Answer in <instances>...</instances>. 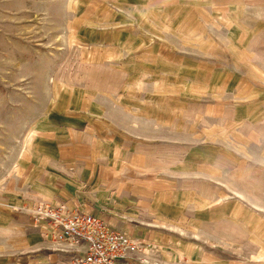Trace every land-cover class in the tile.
Masks as SVG:
<instances>
[{
    "label": "rangeland",
    "instance_id": "rangeland-1",
    "mask_svg": "<svg viewBox=\"0 0 264 264\" xmlns=\"http://www.w3.org/2000/svg\"><path fill=\"white\" fill-rule=\"evenodd\" d=\"M24 201L264 264V0H0V264H67Z\"/></svg>",
    "mask_w": 264,
    "mask_h": 264
},
{
    "label": "built area",
    "instance_id": "built-area-1",
    "mask_svg": "<svg viewBox=\"0 0 264 264\" xmlns=\"http://www.w3.org/2000/svg\"><path fill=\"white\" fill-rule=\"evenodd\" d=\"M18 210L67 264H152L142 241L100 216L43 201H24Z\"/></svg>",
    "mask_w": 264,
    "mask_h": 264
}]
</instances>
